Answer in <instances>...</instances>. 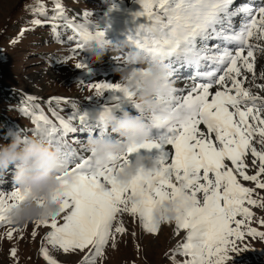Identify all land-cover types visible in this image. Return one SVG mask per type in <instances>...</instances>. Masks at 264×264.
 Here are the masks:
<instances>
[{
    "label": "snow or ice",
    "instance_id": "6c2138e0",
    "mask_svg": "<svg viewBox=\"0 0 264 264\" xmlns=\"http://www.w3.org/2000/svg\"><path fill=\"white\" fill-rule=\"evenodd\" d=\"M136 2L141 11L133 13L134 26L123 41L126 50L116 60L124 66L128 52L139 51L149 63L163 61L170 69L165 85L172 88L157 97L160 111L146 112L128 85L89 83L96 96L107 94L95 122L73 105L75 110L67 117L53 110L57 121L53 123L33 105L31 135L58 148L61 156L57 176L61 215L34 223L37 229H49L40 253L46 264H57L48 246L64 254L84 253L80 264H97L106 248H115L118 236L126 233L121 216L138 218L142 228L155 235L160 229L153 220L155 208L182 199L190 206L174 222L175 234L185 235L171 253L173 264H227L230 253L248 250L239 247L247 237L264 240V231L249 227L253 212L246 206L264 208V196L254 198L257 189L264 190V83L256 82L264 81V72L257 76L255 71L256 54H264V0L236 7L235 0ZM33 11L47 17L42 4ZM61 20L73 32L70 40L76 45L69 59L82 55L90 44L110 43L98 26L70 21L65 7L55 0L54 13L46 22L55 33ZM44 23L39 18L31 21L36 27ZM75 67L89 70L86 60ZM179 80L191 81V86L178 88ZM57 102L66 101H49V107ZM125 104H131L158 137L130 148L110 166H100L74 134L89 136L99 129L100 136L107 135V120ZM141 150L157 154L159 170L154 176L141 172L128 187L120 188L116 171ZM24 200L25 194L16 187L0 191V226L12 225L7 213ZM260 224L264 226V220ZM16 231L21 229L9 228L7 238ZM36 235L34 230L32 237ZM16 254L13 248L11 256ZM177 256L184 257L182 262Z\"/></svg>",
    "mask_w": 264,
    "mask_h": 264
},
{
    "label": "rangeland",
    "instance_id": "374dc122",
    "mask_svg": "<svg viewBox=\"0 0 264 264\" xmlns=\"http://www.w3.org/2000/svg\"><path fill=\"white\" fill-rule=\"evenodd\" d=\"M60 2L65 7L66 16L70 21L76 23L85 21L98 26L105 31V40L114 44L126 39L128 31L134 26L133 13L141 11L136 0H60ZM41 4L47 17L39 16L33 11V8H38ZM54 10L55 0H0V144L11 142L10 133L31 136L34 125L31 123L30 113L33 112L34 104L53 123H57L52 115L53 110L61 117H67L74 112L73 105L82 113H88L90 120L95 122L96 115L102 111L107 101V94L105 97L96 96L95 90L90 89L88 84L120 82L118 69L123 66L116 58L122 55L126 46L123 51L106 54L98 63H95L94 59H89L86 51L78 57L69 59L68 57L72 55L71 50L76 47L70 40L73 32L62 20L58 21L60 26L55 33L51 30V25L46 21ZM86 12L90 13L87 17L84 16ZM34 18L45 21L44 25L41 27L32 25L31 21ZM81 60H86L89 65L87 72L75 67ZM255 71L257 76L264 72V55L257 56ZM257 81L264 83L261 80L259 82V79ZM253 91L257 92V89ZM60 100L66 102L53 103L51 108L49 107V101ZM123 111L138 115L131 104L122 105L114 115L118 117ZM76 126L79 127L78 124ZM74 135L81 137L84 146L88 134ZM94 135H99V129ZM152 135H158L156 130H151V137L153 140L157 139ZM105 136L116 139L114 136ZM80 146V143L75 145L77 148ZM134 158L135 154L129 157L130 161ZM13 175V170L9 169L5 175L0 176V191L10 192L16 187ZM242 182L245 186L254 187L252 182ZM261 196H264V190L257 189L254 198ZM246 206L253 212L249 227L264 231V226L260 224V221L264 220V208ZM120 219L127 229L126 233L118 236L115 248L110 246L106 248L104 256L97 264H173L171 253L185 235L183 231L179 236L175 234L174 222L161 224L159 232L153 235L142 228L138 218L124 214ZM12 227L21 231L14 232L12 239H9L7 232ZM34 230L37 231L35 238L32 237ZM48 230L45 227L37 229L34 223L23 226H0V264H46L40 248ZM48 247L57 264H80L85 255L64 254L62 251L52 249L51 246ZM239 247L248 250L230 253L231 259L227 264H264V240L247 237ZM13 248L17 250L15 258L11 256ZM176 259L182 262L184 257L177 256Z\"/></svg>",
    "mask_w": 264,
    "mask_h": 264
},
{
    "label": "clouds",
    "instance_id": "9594fccd",
    "mask_svg": "<svg viewBox=\"0 0 264 264\" xmlns=\"http://www.w3.org/2000/svg\"><path fill=\"white\" fill-rule=\"evenodd\" d=\"M126 45L103 43L88 45L85 51L89 59L98 63L102 58L115 51H123ZM120 82L126 84L136 93V103L146 112L160 111L157 97L168 93L172 84L165 85L170 69L163 61L149 63L139 51H130L125 56L124 66L118 69ZM108 136L89 135L84 147L92 159L100 166H110L117 157L127 156L128 150L152 141L151 130L140 115L123 111L120 116L107 120ZM11 142L0 144V176L9 169L14 172L13 181L16 188L25 194V200L16 203L8 211L12 225L23 226L40 221L51 222L61 215V202L57 199L60 173V150L45 142L41 137L22 133H10ZM159 170L156 159L150 154L135 153L130 163L116 171L114 179L120 188L128 187L133 178L143 172L154 176ZM132 202H138L133 199ZM188 202L177 199L166 201L153 212L156 224L173 223Z\"/></svg>",
    "mask_w": 264,
    "mask_h": 264
},
{
    "label": "bare ground",
    "instance_id": "6f19581e",
    "mask_svg": "<svg viewBox=\"0 0 264 264\" xmlns=\"http://www.w3.org/2000/svg\"><path fill=\"white\" fill-rule=\"evenodd\" d=\"M242 3H252L253 5H256V4H258L259 3V0H235V4L233 5V7H236V6H239L240 4H242ZM239 20H240V18L239 17H236L235 18V21H236V23H239ZM212 43H215V42H212ZM257 56H259V55H264V54H261V53H257L256 54ZM118 65V64H117ZM116 66V65H115ZM115 68V67H114ZM116 73V72H115ZM112 75H114V74H112ZM115 76H117L116 74H115ZM257 83H258V81H256ZM259 82H261L260 80H259ZM191 81H188L187 82V84L185 83V81L184 80H179V81H177V83H176V87H178V88H185V87H190L191 86ZM262 83V82H261ZM247 86V85H246ZM257 92H259V90H257ZM203 127V126H202ZM152 136H154V138H157L158 137V135H152ZM155 140V139H154ZM167 147H169L170 148V146H167ZM141 153L142 154H145V153H149V152H147V151H145V150H141ZM154 158H155V156L157 155L155 152H152V153H150Z\"/></svg>",
    "mask_w": 264,
    "mask_h": 264
}]
</instances>
